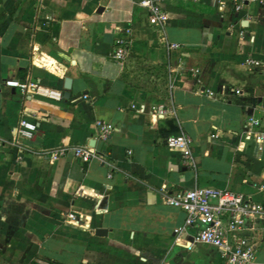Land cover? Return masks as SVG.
I'll use <instances>...</instances> for the list:
<instances>
[{
	"label": "crops",
	"instance_id": "0c3cea01",
	"mask_svg": "<svg viewBox=\"0 0 264 264\" xmlns=\"http://www.w3.org/2000/svg\"><path fill=\"white\" fill-rule=\"evenodd\" d=\"M137 1L0 0V264H224L209 245L174 241L184 213L165 197L211 186L264 205V151L244 138L249 115L264 130V3L221 15L217 0H160L159 25ZM118 36L129 40L122 62L112 56ZM66 77L60 100L6 85L63 94ZM22 117L38 128L14 141ZM96 119L114 127L105 141ZM177 131L192 138L195 166L166 147ZM76 145L105 159L48 158ZM254 236L264 264V225Z\"/></svg>",
	"mask_w": 264,
	"mask_h": 264
},
{
	"label": "built area",
	"instance_id": "2783aa9c",
	"mask_svg": "<svg viewBox=\"0 0 264 264\" xmlns=\"http://www.w3.org/2000/svg\"><path fill=\"white\" fill-rule=\"evenodd\" d=\"M245 0H217V9L221 15L227 9L240 11ZM264 3V0H259ZM137 3L146 8L152 22L164 25L168 22V14L162 8L160 0H138ZM129 40L126 36L115 38L112 56L122 62L128 54ZM170 49H180L177 43H170ZM244 65L254 67L261 62L252 57L243 61ZM198 70H192L195 75ZM6 85L18 89L23 94L42 95L54 100L62 99V91L47 88L36 81L12 79ZM201 93L212 96L210 89H202ZM239 94L240 89H235ZM86 94L83 97L86 98ZM152 109L161 115L163 105L152 106ZM144 111L145 106L138 107ZM244 138L253 141L258 152L264 151V130L261 129L259 118L249 115L245 120ZM98 138L105 141L114 127L112 123L103 119H96ZM37 124L26 118H20L14 131V141L32 139L37 130ZM210 138L217 137L216 133ZM166 147L179 154L183 162L195 166L190 135L183 131L169 133L164 137ZM1 144V140H0ZM71 150L79 163H86L92 158L104 160V153L88 145H76L70 148L58 147L47 151L50 160H56ZM165 189V187H162ZM165 203L181 210L184 213L183 223L173 229L174 241L181 242L186 247L195 243L213 247L219 253L224 264H256V245L254 233L259 225H264V205L250 195H245L227 188L211 186H196L191 189L178 190L165 197ZM66 217L79 221V218L68 212Z\"/></svg>",
	"mask_w": 264,
	"mask_h": 264
},
{
	"label": "water",
	"instance_id": "95a60500",
	"mask_svg": "<svg viewBox=\"0 0 264 264\" xmlns=\"http://www.w3.org/2000/svg\"><path fill=\"white\" fill-rule=\"evenodd\" d=\"M70 85H71V79H70L69 77H66V78L64 79V88H65V91H64L63 94H62V96H63L64 98L69 97V94H70V93H69ZM96 234H98V235L106 234V231H105V229H97V230H96Z\"/></svg>",
	"mask_w": 264,
	"mask_h": 264
}]
</instances>
